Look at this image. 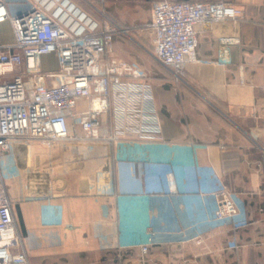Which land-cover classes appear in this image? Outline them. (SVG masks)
<instances>
[{"label": "crops", "instance_id": "1", "mask_svg": "<svg viewBox=\"0 0 264 264\" xmlns=\"http://www.w3.org/2000/svg\"><path fill=\"white\" fill-rule=\"evenodd\" d=\"M72 1L82 10L93 1L101 23L103 12L132 28L149 24L160 0ZM175 1H225L243 20L200 25V62L187 64L179 79L165 70L150 80L159 134L128 135L121 146L36 150L32 167L52 175L50 203L63 208L64 225L77 234L49 226L58 209L26 198L21 178H6L17 227L29 235L30 264H264V0ZM221 38L232 41L223 46ZM130 42L116 35L107 58L147 69L148 59H131ZM87 106L81 101V110ZM103 120L109 127L111 116ZM16 147L13 164L21 170ZM103 171L112 173L113 197L96 195ZM222 188L233 193L244 226L214 220Z\"/></svg>", "mask_w": 264, "mask_h": 264}, {"label": "built area", "instance_id": "2", "mask_svg": "<svg viewBox=\"0 0 264 264\" xmlns=\"http://www.w3.org/2000/svg\"><path fill=\"white\" fill-rule=\"evenodd\" d=\"M146 26L152 37L158 62L182 73L197 58V28L202 24L243 20V12L226 3L160 0L152 6ZM9 22L15 37L12 44H0V264H30L29 235L20 231L13 214L6 178H21L25 197L53 206L52 175L34 170L31 160L37 149L80 143L122 145L128 135L145 139L157 135L161 125L150 78L135 64L107 58L116 35L130 28L112 19L103 23L91 18L71 0H0V24ZM232 41L221 38V44ZM55 54L56 72H41L40 57ZM46 80H52L51 85ZM81 101L88 106L80 109ZM110 115L108 127L103 117ZM80 128L82 134L72 132ZM15 146L22 152L23 168L7 174L2 160ZM16 147V148H17ZM97 196H115L111 172L98 174ZM214 220L246 224L234 195L227 188L217 194ZM60 219L49 226L68 234L79 229ZM195 243L200 245L201 239ZM147 253L148 247H142Z\"/></svg>", "mask_w": 264, "mask_h": 264}, {"label": "rangeland", "instance_id": "3", "mask_svg": "<svg viewBox=\"0 0 264 264\" xmlns=\"http://www.w3.org/2000/svg\"><path fill=\"white\" fill-rule=\"evenodd\" d=\"M72 2H74V1H72ZM97 8H98V5L95 2H93V1L87 2L86 1L84 9L87 12L86 11H84V12H86L88 15H90L91 18H93L94 20L100 22L99 16H97V15H100L96 11ZM101 17L103 19H106V18L111 19L110 17L106 16L103 12L101 13ZM147 25H144L142 27H132V28H130L131 30L128 34H123V35L128 36V39L130 38V40H132V42H130L132 44H130V46H129L130 50L128 51L131 59H134L136 61H142V60L148 59L150 64H149V67L145 70H146L150 80L152 81L155 78H161L160 76H162V74H163V72H165V70H168L170 72H171V70L162 66L158 62L156 57H154L155 55H154V49L152 46V37H151L150 31H148L146 28ZM14 42H15V37H14V33H13V30H12L10 23L7 21L5 23L0 24V44H12ZM107 56H110V54H108ZM58 68H59V62H58V58L55 54L44 55V56L40 57V71L41 72H55L58 70ZM172 73H174V72L172 71ZM174 75L178 79L181 77V73L178 75H176L174 73ZM152 84H153V81H152ZM13 154H14V152L12 150L8 155H6V157L4 159V160H6V163H9V166H7V169L5 171L6 175L16 172V167L13 164V159H14ZM2 162H3V160H2Z\"/></svg>", "mask_w": 264, "mask_h": 264}]
</instances>
